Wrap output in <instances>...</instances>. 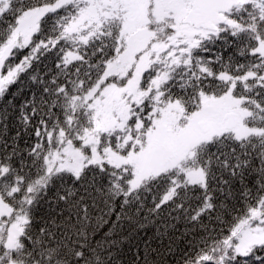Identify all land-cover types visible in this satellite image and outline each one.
Here are the masks:
<instances>
[{"label": "snow or ice", "instance_id": "obj_1", "mask_svg": "<svg viewBox=\"0 0 264 264\" xmlns=\"http://www.w3.org/2000/svg\"><path fill=\"white\" fill-rule=\"evenodd\" d=\"M0 264H264V0H0Z\"/></svg>", "mask_w": 264, "mask_h": 264}]
</instances>
